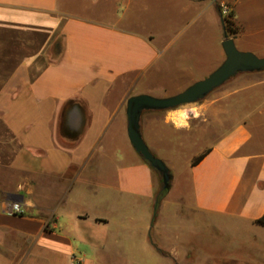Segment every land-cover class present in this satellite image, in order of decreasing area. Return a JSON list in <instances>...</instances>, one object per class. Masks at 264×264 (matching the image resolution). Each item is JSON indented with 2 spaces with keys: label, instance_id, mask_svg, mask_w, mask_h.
<instances>
[{
  "label": "crops",
  "instance_id": "0c3cea01",
  "mask_svg": "<svg viewBox=\"0 0 264 264\" xmlns=\"http://www.w3.org/2000/svg\"><path fill=\"white\" fill-rule=\"evenodd\" d=\"M178 1L183 12L213 7ZM234 1L235 20L264 48V0H245L240 9ZM216 18L220 61L217 11ZM166 47L150 30L72 12L61 0H0V264H104L113 256L145 262L164 257L162 245L173 262L192 264L183 233L200 229L193 217L201 226L249 227L264 245V224L255 223L264 221V142L249 122L191 166L187 196L162 201L154 216L153 172L129 144L122 104L150 91L135 89L165 65ZM256 52L264 57V49ZM260 73L256 85L264 89ZM126 78L129 89L110 106ZM151 126L141 116L148 145ZM108 143L120 153L111 184L95 175L107 166ZM10 201L23 215L7 213ZM182 216L191 222L179 223Z\"/></svg>",
  "mask_w": 264,
  "mask_h": 264
},
{
  "label": "rangeland",
  "instance_id": "374dc122",
  "mask_svg": "<svg viewBox=\"0 0 264 264\" xmlns=\"http://www.w3.org/2000/svg\"><path fill=\"white\" fill-rule=\"evenodd\" d=\"M61 1L69 10L78 14L105 20L115 16L130 27L150 30L167 44L164 58L167 64H162L155 73L143 78L135 89H149L146 95L155 98H167L184 91L195 82L208 77L223 62L224 57L220 61L215 60V52L220 49L216 43V11L224 25L229 26L230 22L231 30H236L237 33L234 34L229 30L225 32L229 38L233 39L235 36L238 39L237 43L233 40L237 50L251 52L259 57L256 51L264 49L260 44L253 43L243 24L235 20L234 0H209L214 8L207 3L191 5L188 12L181 10V2L178 0ZM245 4L246 1L241 0L239 9ZM260 74H237L192 108L142 114L152 124L149 131L150 144L144 142L153 156L165 163L172 176L170 189L162 201L173 203L181 196H187V175L191 163L238 124L249 122L259 140L264 142V89L256 85ZM130 83L131 79L126 78L113 88L108 99L110 106L123 99ZM124 108L125 102L122 104V111ZM110 132L107 140L115 135L113 128ZM105 152L107 166L103 170L97 169L95 175L105 178L111 184L119 165L113 158H119L120 153L113 143H108ZM153 180L156 195L160 182L155 172ZM192 219L200 229L183 233L184 242L186 241L191 252L188 259L193 260L192 264H264V245L249 227L242 226L240 232L238 228L233 231V228L213 223L201 226V220L196 217ZM187 221L191 222L184 216L179 218V223ZM167 233L168 231H162V239L164 236L166 238L164 234ZM151 239L157 243L154 233ZM241 242L245 244L240 246ZM160 249L164 256L162 258L159 256L146 258L145 262H131L113 256L104 264H185L170 260L169 248L162 245Z\"/></svg>",
  "mask_w": 264,
  "mask_h": 264
},
{
  "label": "water",
  "instance_id": "95a60500",
  "mask_svg": "<svg viewBox=\"0 0 264 264\" xmlns=\"http://www.w3.org/2000/svg\"><path fill=\"white\" fill-rule=\"evenodd\" d=\"M221 25L223 27V39L220 45L224 60L208 77L167 98H155L140 94L129 97L125 102L127 139L139 158L158 175L159 191H165L166 193L169 191L172 176L165 163L153 156L142 138L140 132L142 114L144 112H160L176 108H192L237 74H252L264 71V57L260 58L251 52L237 50L233 39L226 35L222 18Z\"/></svg>",
  "mask_w": 264,
  "mask_h": 264
},
{
  "label": "trees",
  "instance_id": "16d2710c",
  "mask_svg": "<svg viewBox=\"0 0 264 264\" xmlns=\"http://www.w3.org/2000/svg\"><path fill=\"white\" fill-rule=\"evenodd\" d=\"M230 25H232L230 22H229V26L227 25H224V29L225 30H229V31H232V33H237L236 30H231L230 28ZM209 152V149L207 151H205L203 154H201L200 156H198L192 163H191V166H195L196 164H198L202 159L203 157ZM145 163V162H144ZM146 164V163H145ZM147 165V164H146ZM151 169V168H150ZM152 170V169H151ZM153 172V170H152ZM166 195V192L165 191H159L156 196H155V202H154V216L156 215V212L158 210V207L161 203V201L163 200V198L165 197ZM256 224H264V221L263 220H258L255 222Z\"/></svg>",
  "mask_w": 264,
  "mask_h": 264
},
{
  "label": "built area",
  "instance_id": "2783aa9c",
  "mask_svg": "<svg viewBox=\"0 0 264 264\" xmlns=\"http://www.w3.org/2000/svg\"><path fill=\"white\" fill-rule=\"evenodd\" d=\"M7 213L13 216H21L24 210L19 202L10 201L7 204Z\"/></svg>",
  "mask_w": 264,
  "mask_h": 264
}]
</instances>
